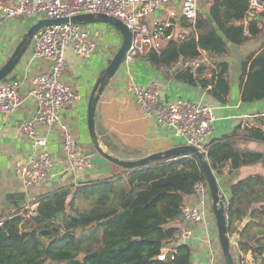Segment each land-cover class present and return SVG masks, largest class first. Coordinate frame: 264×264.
Masks as SVG:
<instances>
[{"label":"trees","instance_id":"trees-1","mask_svg":"<svg viewBox=\"0 0 264 264\" xmlns=\"http://www.w3.org/2000/svg\"><path fill=\"white\" fill-rule=\"evenodd\" d=\"M248 10L247 1L214 0L210 20L199 13L195 25L182 18L179 30H174L163 49H153L137 59L181 83L202 88L226 105L231 93L228 44L242 46L264 32L259 18L264 13L252 19ZM202 59L207 61L193 67ZM240 85L244 104L264 100V43L244 57ZM240 129L206 144L217 178L245 166L261 164L264 168L263 153L231 144ZM244 132L245 141L264 144V115L257 116ZM99 140L121 160L145 158L141 151L112 143L103 135ZM108 163V177L61 186L37 197L31 204L37 205L34 211L23 209L1 217L0 264H193L189 243L173 248L174 260L161 262L158 257L175 242L182 208L195 195V186L203 183L208 187L197 158L183 155L132 170ZM225 213L229 237L245 223L240 251H252L264 264V174L232 184ZM108 220L106 226H98ZM221 254L222 264H226ZM232 255L239 264L233 250Z\"/></svg>","mask_w":264,"mask_h":264},{"label":"crops","instance_id":"crops-1","mask_svg":"<svg viewBox=\"0 0 264 264\" xmlns=\"http://www.w3.org/2000/svg\"><path fill=\"white\" fill-rule=\"evenodd\" d=\"M213 1L204 0L199 5L198 13L209 20L211 19L210 11ZM179 7V2L173 1L164 8L156 9L148 17L147 23L150 26L157 23H168L176 28L173 30L178 31L180 20L183 17L180 15L171 17L170 13L172 11L179 12ZM259 18L260 23L264 24V17L259 16ZM39 20H32V23L35 24ZM3 21L6 20L0 17V24ZM27 27L29 29L30 26ZM94 32L100 33L98 38L99 50L91 57H79L72 47H68L66 50L67 70L64 73V80L78 93L80 100L74 107L62 112V118L70 125L72 135L84 146L86 153L91 156L94 164L93 169L62 175L48 185H28L16 174L14 166L17 162L30 164L37 155L33 142L21 128V123L25 120H32L34 117L35 103L28 98V92L32 87L33 79L48 68V64L43 61L30 62L31 47L10 75L11 78L23 82L20 91L22 103L19 109L10 116L0 114V218L10 216L23 209L34 211L37 205L32 206L31 204L37 197L52 192L61 186L77 184L79 181L91 178L102 179L110 175L111 165L94 151L91 144L88 129V104L97 81L102 77L103 71L113 59L115 51L117 52L119 49L120 36L118 35V39H115L101 29H94ZM24 37V34L20 36L17 34L10 35L0 28V70L10 60L14 50ZM263 43L264 32L260 38L249 41L242 46L228 44L230 53L226 57V61L230 64L231 93L226 105L216 102L202 88L181 83L173 79L168 73L154 68L143 59H136L131 65H123L118 74L109 82L98 103L96 111L98 137L102 138L103 135L112 143L121 144L129 149H137L145 157L176 146L186 145L184 139L176 138L170 131L161 128L154 119L145 116L137 107L133 95L128 90L129 85L148 87L156 83L162 101L165 103L184 100L207 104L214 109L216 121L206 144H210L216 139L234 135L236 128L241 126L231 144L241 149H249L264 154V144L248 142L244 139L245 127H250L257 116L264 115V100L244 104L241 101L240 85L244 57L251 52L258 51ZM35 126L38 133L47 138L46 149L52 159L58 163L57 169H60L63 160L64 135L62 130L56 126L49 127L39 123H35ZM102 147L108 151L105 146L102 145ZM255 174H264V168L261 164L245 166L233 173L219 177L218 181L222 194L229 199L232 184ZM197 203L198 199L195 195L186 200V204L197 205ZM248 221L249 217L246 222ZM178 226L194 231L195 238L189 243L193 249V264H220V252L216 245L218 240L217 226L212 202L208 203L204 223L190 224L180 220ZM244 226L245 223L239 228L237 241L233 242L232 245V250L238 260H240L242 253L239 242Z\"/></svg>","mask_w":264,"mask_h":264},{"label":"built area","instance_id":"built-area-1","mask_svg":"<svg viewBox=\"0 0 264 264\" xmlns=\"http://www.w3.org/2000/svg\"><path fill=\"white\" fill-rule=\"evenodd\" d=\"M173 1H178L180 7L179 12L172 11L170 16L180 15L195 25L199 5L204 0H0V17L3 20L33 16L39 19H59L105 14L117 18L133 34V42L123 64L131 65L139 56L153 49H163L172 39L174 30H171V24L157 23L150 26L147 19L156 9L164 8ZM243 1L249 4L248 17L253 19L264 13V0ZM118 35L113 30L110 37L118 38ZM99 36V32L89 31L86 25L67 24L44 28L33 39L30 62L43 61L48 64V68L33 79L28 92V98L35 103L34 117L21 123V128L37 152L30 164L17 162L14 166L16 174L28 185H48L62 175L94 167L91 156L72 135L70 125L63 120L62 112L74 107L80 100L78 93L64 80L67 70L66 50L72 47L79 57L89 58L99 50ZM119 38L121 46L122 37ZM205 61L199 60L193 67L197 68ZM22 85L21 80L10 76L0 83V114L10 116L19 109ZM128 90L145 116L154 119L176 138L184 139L186 145L207 152L206 140L211 136L216 121L211 106L184 100L165 103L156 83L148 87L129 85ZM35 123L56 126L62 130L63 160L60 169H57L58 163L46 149L47 138L38 133ZM195 196L198 199L197 205L185 204L182 208V220L185 223L201 224L206 221L207 206L211 201L208 187L203 183L197 184ZM194 238L192 229L179 227L175 233V242L162 251L158 260H174L173 248L188 244ZM239 264L260 263L254 253L249 251L241 253Z\"/></svg>","mask_w":264,"mask_h":264},{"label":"water","instance_id":"water-1","mask_svg":"<svg viewBox=\"0 0 264 264\" xmlns=\"http://www.w3.org/2000/svg\"><path fill=\"white\" fill-rule=\"evenodd\" d=\"M106 24L112 26L122 37V44L119 47L117 53L114 55L111 63L108 65L105 71V76L99 78L97 81L88 104V129L91 138V144L95 147L98 154L103 157L107 162L113 163L117 166L125 169H136L149 165L152 162L160 160H169L173 157L193 156L197 158L200 166L205 175L212 202V209L214 214L215 223L218 229L219 241L221 251L224 255L226 264H235L232 255V240H230L228 234V222L225 213V205L227 202L226 196L222 194L218 178L213 172L209 159L208 152L201 151L198 147L189 145H180L162 151L156 154H152L136 161H126L115 157L113 154L104 150L102 147L97 131H96V111L98 103L108 86L109 82L118 74L120 68L123 66L128 50L133 42V34L131 30L119 19L110 17L105 14H86L81 16H75L72 18H59V19H40L38 22L32 25L28 33L25 35L22 42L17 46L12 54L10 60L0 70V83L8 78L20 62L25 57L27 51L32 45L35 35L42 29L50 26L76 24V25H89V24ZM172 23V22H171ZM109 220L103 223H99L98 226H106Z\"/></svg>","mask_w":264,"mask_h":264},{"label":"rangeland","instance_id":"rangeland-1","mask_svg":"<svg viewBox=\"0 0 264 264\" xmlns=\"http://www.w3.org/2000/svg\"><path fill=\"white\" fill-rule=\"evenodd\" d=\"M35 19H39V18L37 16H33V17H28V18H17V19H13V20H6L0 24L1 25L0 28L3 29L4 31H6L10 35H12V34H17L18 36H20L21 34L26 35L28 33L29 29L33 25L32 20H35ZM27 26H30L29 29ZM86 28L89 31H94V29H99V30L101 29V30L105 31L108 35H110L113 32V30H115L112 26L102 24V23L101 24H99V23L98 24H89V25H86ZM115 39H118V38H115ZM216 234L218 236V240L216 241V245H217V248L219 249V252H220L219 253L220 264H222V261H221V257H222L221 253L222 252H221V246H220V241H219L218 229H217ZM237 238H238L237 234L231 236L230 240H232V245H233V242L237 241ZM215 258L217 260V258H218L217 255Z\"/></svg>","mask_w":264,"mask_h":264}]
</instances>
